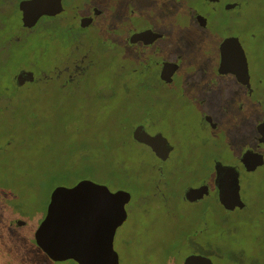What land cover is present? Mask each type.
<instances>
[{
    "label": "rangeland",
    "instance_id": "1",
    "mask_svg": "<svg viewBox=\"0 0 264 264\" xmlns=\"http://www.w3.org/2000/svg\"><path fill=\"white\" fill-rule=\"evenodd\" d=\"M21 1L0 0V96L7 97L0 101V264H77L49 256L36 242L50 197L26 181L39 174L55 180L78 167L84 154V164L106 166L100 149L119 138L127 145L120 153L131 176L127 217L113 241L119 264H183L191 253L214 264H264V166L240 177L242 209L223 206L216 184L217 166L234 164L244 146L255 144L264 109V47L257 46L254 58L262 82L248 96L231 77L210 81L213 42L203 41L206 33L183 13L187 0H67L62 17L44 16L32 27L23 23ZM85 16L94 22L83 26ZM148 27L166 39L155 46L129 41V33ZM178 54L187 60L176 74L178 86L164 88L156 62ZM83 55V72L71 77L72 58ZM23 70L45 77L25 85V100H17L9 92ZM205 113L221 126L203 123ZM129 114L166 134L170 160L131 141L115 120ZM116 177L103 185L112 193L120 191ZM203 184L211 193L187 200L185 191ZM180 234L185 239L171 248Z\"/></svg>",
    "mask_w": 264,
    "mask_h": 264
},
{
    "label": "flooded vegetation",
    "instance_id": "2",
    "mask_svg": "<svg viewBox=\"0 0 264 264\" xmlns=\"http://www.w3.org/2000/svg\"><path fill=\"white\" fill-rule=\"evenodd\" d=\"M187 4V7H182L183 13L189 15L198 26L199 31L206 33L207 37L203 41L207 43L213 42L211 52L214 54V69L212 70L213 75L210 73V81L231 77L246 89L248 96H254L256 92L254 85L262 82L261 71L258 73L255 69L254 58L256 57L255 49L258 48L257 46L264 47V43H261V36L264 35V18L259 19V17H264V0H187ZM22 14L28 15L29 12L22 10ZM45 15L47 14L40 16L34 25ZM175 30L181 32L184 28L178 27ZM142 33H146L143 39L134 40L133 37ZM164 35L160 30L148 27L132 32L128 39L134 43L142 42L145 45L155 46L159 43V40L166 39ZM246 38L247 40H245ZM184 58V54H178L176 59L164 58L159 63L156 62L159 66L160 78L158 80L164 88L178 86L177 83L179 82H176V74L186 64L187 60H184ZM173 65H176V69L173 73H170ZM26 82L28 81L24 83ZM244 107L245 104L241 102L238 108L239 111H243ZM224 109L226 110L227 108L225 107ZM259 110L262 113V117L256 123L255 144L246 145L242 148V152L235 157L236 164H219L217 166L216 184L218 196L223 206L233 211L246 206L241 194L240 177L242 174L253 172L264 166V109L260 107ZM202 121L213 129L221 126L220 122H217L211 115L206 113L203 115ZM153 127V123L146 121L144 125L136 127L134 135L140 141L139 143L144 144L157 158L168 161L171 159L172 146L166 134L161 130H152ZM140 132L146 133L156 146L154 147L153 144L142 140ZM204 185L208 186V184H203L193 187L199 188ZM208 189V193L194 201L209 195L211 193L209 186ZM238 196L245 203L244 206L235 204ZM110 220L112 223L115 222L113 219ZM44 252L48 254L46 251ZM77 264L79 263L77 262Z\"/></svg>",
    "mask_w": 264,
    "mask_h": 264
},
{
    "label": "water",
    "instance_id": "3",
    "mask_svg": "<svg viewBox=\"0 0 264 264\" xmlns=\"http://www.w3.org/2000/svg\"><path fill=\"white\" fill-rule=\"evenodd\" d=\"M20 5L22 10L29 12L23 15L25 26L34 25L44 14L56 15L64 9L62 0H24ZM94 11L96 14L101 12L99 9ZM92 22V16H85L80 23L88 26ZM145 36L146 33H142L133 38L138 40ZM175 69L176 65H173L170 73ZM34 80L33 71L23 70L17 75L19 84ZM140 138L156 146L146 133L140 132ZM208 192L207 185L191 187L186 190L185 197L194 201ZM130 199L131 194L126 190L112 193L106 186L90 180L71 188L57 187L52 193L47 214L36 231V242L49 256L58 260L73 258L79 264H119L113 245L114 235L127 217L125 206ZM235 204L245 205L239 196ZM184 264L214 263L206 255L194 253Z\"/></svg>",
    "mask_w": 264,
    "mask_h": 264
},
{
    "label": "trees",
    "instance_id": "4",
    "mask_svg": "<svg viewBox=\"0 0 264 264\" xmlns=\"http://www.w3.org/2000/svg\"><path fill=\"white\" fill-rule=\"evenodd\" d=\"M62 1L64 4L63 11L54 15V16L62 17L68 11L67 0H62ZM45 16H47V15H45ZM49 16H53V15H49ZM79 18H80V16L77 17V20ZM130 34L131 33H129V35ZM72 60H74V62H73L74 66L72 67V71L70 72V76L71 77H77L75 75L83 72L82 71L83 67H84L85 63H87V55H83L80 58H78V57L72 58ZM62 67L65 68L66 66L63 65L59 68H62ZM59 68H57L56 70H58ZM18 74L17 73L15 74L13 81H12L14 84V90L9 92V93L17 94V97L15 98L17 100L18 99L25 100V97H23V93H22V92H24L23 87L25 85L30 84L31 82H32V84H34L36 81H41V79L45 77V75L43 74L42 71H38V73L34 72L35 80L31 81V82L28 81L22 85V84H19V82L17 81V75ZM37 84H41V83L38 82ZM0 93H1V89H0ZM20 94H22V95H20ZM6 98L7 97H4L3 95H1L0 101H3V99H6ZM115 120L120 122V124H122L126 129H128L130 131V135H132L131 141H133L135 143L140 142L136 138L134 133H135L136 127H139V126L144 125L146 123L145 120H143V119L139 120L135 116H133V114H129V116H127V117L125 116V118H124V116H119V117L115 118ZM89 144L90 143H88V146H90ZM130 144H132V143H130ZM104 145L105 146H103L100 149V151H103V154L100 155V157H101L100 163H102V165H106V166L100 167L98 165H91L88 163L84 164L83 161L87 160V157H85L84 156L85 154H84L83 157L81 158V160L79 161V162H81V164L78 165V167H75L74 170H67V172L64 171L61 174H58L56 176L55 180L53 179V180H49V181L45 179V175L40 176V174H39V175L35 176L34 181H32L30 179L28 181H26L27 186L38 187L39 190H37V192H39V195H44V196L46 195V196L50 197L49 202H47V207H48L49 203L51 202L52 193H53L54 189H56V187L62 186V187L71 188V187H74L75 185H77L79 182L84 181V180H90V181H92L98 185H105V183H104L105 181H111L112 182L113 180L118 178L116 176H117V174H119L121 177L119 179L121 181V184L118 185L119 187L117 186L119 188L118 190L129 191V188H125V187H127V181L130 180V177H131L129 175L130 171L127 169L126 164H124V162H127V159L123 160L124 157H121V156H126V155L120 153V149L125 150L127 147V145L124 142V139L123 140H122V138L116 139V141L111 143V144H108L107 142H105ZM109 146H111V148ZM82 149H83V147H81L80 151H82ZM70 153H71L70 154L71 158H73V156H74L73 152H70ZM113 154H115L116 156H120L117 158H118V161L121 163H118V161L114 159L115 157ZM76 157H77V155H76ZM140 163H142L141 160L139 161V164ZM115 165H118L119 169L114 170ZM57 180H59V181L66 180L65 181L66 184L65 185H59V184L57 185L56 184L55 188H51L52 184ZM4 187H6L5 184H4ZM34 200L35 199H33L32 201H34ZM47 207H45L46 210H47ZM46 210H45V214L47 212ZM45 214H44V216H45ZM44 216H43V218H44ZM42 219L40 220V223L38 225H40L42 223ZM181 239H185V238L183 236H181V234H180L177 238L170 241V243H171L170 247L171 248H177L179 245H181V242H182ZM187 256H189V254Z\"/></svg>",
    "mask_w": 264,
    "mask_h": 264
}]
</instances>
